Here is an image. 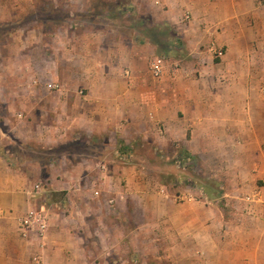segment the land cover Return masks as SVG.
<instances>
[{
	"label": "crops",
	"instance_id": "obj_1",
	"mask_svg": "<svg viewBox=\"0 0 264 264\" xmlns=\"http://www.w3.org/2000/svg\"><path fill=\"white\" fill-rule=\"evenodd\" d=\"M20 1L0 0V20ZM50 1L80 14L96 0ZM126 2L135 13L174 28L188 55L163 61L155 78L149 64L156 50L148 43L128 37L125 46L114 47L102 29L53 31L57 38L73 37L67 42L79 52L80 65L72 76L86 89L82 98L83 91L74 96L64 91L71 125L60 128L61 136L84 134L97 145L105 141L107 149L116 138L130 147L149 140L161 158L175 160L183 150L198 167L194 184L175 190L174 197L146 183L128 191L129 217L136 210L139 216L129 223L128 237L141 254L169 264H264V5L256 0ZM102 159L81 162L93 168L83 178L101 186L91 190L90 218L80 202V218L71 228L78 244L101 245L107 260L125 264L126 185L119 188L118 182L126 181V167L109 173ZM29 181L22 169L0 159V264H26L33 243L43 263L83 264L85 247L76 253L68 226L59 230L64 243L53 239L52 223L42 238L22 235L18 217L31 207ZM254 194L260 199L246 200Z\"/></svg>",
	"mask_w": 264,
	"mask_h": 264
},
{
	"label": "rangeland",
	"instance_id": "obj_2",
	"mask_svg": "<svg viewBox=\"0 0 264 264\" xmlns=\"http://www.w3.org/2000/svg\"><path fill=\"white\" fill-rule=\"evenodd\" d=\"M20 2L17 9L8 15L9 18L0 20V159L28 174L31 185L29 196L32 199L29 211H44L47 223H52L56 228L53 236L56 243L65 242L64 237L60 238L59 230L63 225L68 226L72 234L67 237L74 248L78 247L76 253H80V245L85 247L82 251L86 253L87 261L83 264H122V261L107 260L109 255L104 254L105 249L101 245L78 244L73 235L75 229L72 228L80 210L78 204L82 202V205L87 206L85 217L90 218L91 212L87 211L92 206L90 194L97 183L93 180L87 182L88 179L83 178V174L88 171L91 173L93 168L81 162L84 158L98 160L102 157L104 161L101 162L106 164L109 173L126 167V181L123 179L118 182L119 188L126 185L124 263L169 264L148 254H141L138 244L134 240L130 241L127 232L129 223L132 219L138 221L139 216L136 210L130 219L127 193L146 183V188L162 186L164 194L174 197L175 190L188 188L185 179L195 182L194 177L200 173L198 167L193 162L187 168H178L170 155L161 158L160 150L152 146L153 141L149 140L138 141L130 147L116 138L115 143L111 142L112 149L106 148L105 141L97 145L95 143L98 141L84 134L78 138L72 134L65 140L60 128L71 124L63 93L65 90L70 91L74 96L83 91L79 93L82 98L86 89L77 86L72 76V71L80 65L77 63L79 52L72 48L73 42H67L73 37L57 38L52 34L61 27H72L70 30L73 32L102 29L108 32L107 43L114 47L125 46L126 38L137 42L138 35L148 28L147 25L137 24L138 17L155 21L145 13L132 11L129 14L124 11L126 7L115 8L113 0H108L112 2L109 6L94 2L93 10L89 12L88 9L86 13L80 14L69 13L68 8L50 0ZM124 2L126 6V0ZM145 40H149L146 35ZM87 65L88 68L91 66L89 63ZM27 213L17 216L22 219ZM31 247L34 251H29L26 264H46V261L43 263L37 258L40 256L36 251L37 244L33 243ZM89 252L98 258H91ZM41 257L43 259V254ZM53 264H59V261L55 260Z\"/></svg>",
	"mask_w": 264,
	"mask_h": 264
},
{
	"label": "trees",
	"instance_id": "obj_3",
	"mask_svg": "<svg viewBox=\"0 0 264 264\" xmlns=\"http://www.w3.org/2000/svg\"><path fill=\"white\" fill-rule=\"evenodd\" d=\"M123 0H113V7L120 8L126 7V13L132 14L131 6L126 2V6ZM95 3L99 5H106L109 6L112 2H108V0H96ZM94 9V6L91 5V10ZM133 19V15H132ZM138 25H147V29H143L142 35H138L137 42L140 44L148 43L155 47L156 56L162 60H182L187 57L188 53L184 47L183 42L181 41L180 37L177 35L174 28H172L167 23H157L149 21L148 17H138V21H136ZM133 23V22H132ZM131 26H133L131 24ZM148 37L149 40H145V35ZM178 157L175 158L174 163L178 168H187L188 164L190 165L191 159L187 155V153L183 150L178 152ZM186 186L191 187L194 182L191 179H185Z\"/></svg>",
	"mask_w": 264,
	"mask_h": 264
},
{
	"label": "built area",
	"instance_id": "obj_4",
	"mask_svg": "<svg viewBox=\"0 0 264 264\" xmlns=\"http://www.w3.org/2000/svg\"><path fill=\"white\" fill-rule=\"evenodd\" d=\"M259 5H264V0H256ZM163 61L160 58H154L150 64L149 69L151 74L158 78L163 72ZM174 67L177 68L178 64L173 63ZM126 74V73H125ZM52 85H50L51 88ZM192 198L191 196L187 197ZM259 194H254L252 196H247V201L259 200ZM264 207V202H263ZM43 210L40 211H29L22 219L19 220V228L23 236H28L29 234H34L37 237H44L47 231V219Z\"/></svg>",
	"mask_w": 264,
	"mask_h": 264
}]
</instances>
